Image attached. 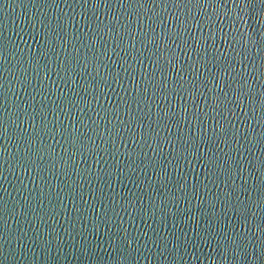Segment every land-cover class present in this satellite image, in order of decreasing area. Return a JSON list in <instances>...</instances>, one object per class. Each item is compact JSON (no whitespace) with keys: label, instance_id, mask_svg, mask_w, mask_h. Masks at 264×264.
<instances>
[{"label":"water","instance_id":"water-1","mask_svg":"<svg viewBox=\"0 0 264 264\" xmlns=\"http://www.w3.org/2000/svg\"><path fill=\"white\" fill-rule=\"evenodd\" d=\"M0 264H264V0H0Z\"/></svg>","mask_w":264,"mask_h":264}]
</instances>
